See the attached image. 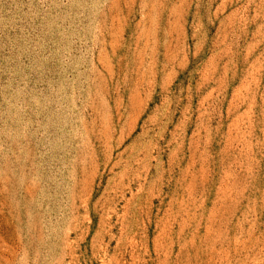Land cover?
Returning a JSON list of instances; mask_svg holds the SVG:
<instances>
[{"label":"rangeland","instance_id":"rangeland-1","mask_svg":"<svg viewBox=\"0 0 264 264\" xmlns=\"http://www.w3.org/2000/svg\"><path fill=\"white\" fill-rule=\"evenodd\" d=\"M0 264H264V0H0Z\"/></svg>","mask_w":264,"mask_h":264}]
</instances>
